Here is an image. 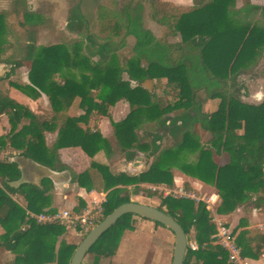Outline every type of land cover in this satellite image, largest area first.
I'll use <instances>...</instances> for the list:
<instances>
[{
  "label": "trees",
  "instance_id": "trees-1",
  "mask_svg": "<svg viewBox=\"0 0 264 264\" xmlns=\"http://www.w3.org/2000/svg\"><path fill=\"white\" fill-rule=\"evenodd\" d=\"M192 3L179 6L166 0H129L110 24L114 35L103 38L93 31L91 19L81 8L83 0H79L71 8L67 24L70 33L83 39L69 41L74 48L72 57L65 45L39 46V36L45 30L64 43L65 36H57L50 21L41 20L28 0H13L10 8L0 11V64L11 68L8 80L26 63H31L32 86L11 85L23 93L31 90L36 99L43 93L49 99L51 111L36 115L12 99L9 92L0 89V116L7 115L10 119L11 144L18 147V143L25 142L22 155L48 166L51 164L36 149L45 132H59L48 157L57 161H60L59 150L64 148H81L90 157L110 150L131 159L137 150L150 148V156L156 159L139 177L114 175L107 165L95 162L84 173L74 174L73 181L97 191L103 189V180L115 185L149 183L173 187L171 170L178 168L217 188L222 198L220 214H231L239 205L264 210V101L260 105L248 104L235 95L244 87L239 80L242 72L253 67L264 52V21L252 19L255 14L264 17V4L255 5L251 0H192ZM145 9L152 22L162 28L164 39H158L144 27ZM108 29L109 26L104 27V31ZM10 36L14 41L7 44ZM130 37L137 44L136 52L123 66H115L118 53ZM70 64L80 71V81L52 80L61 65ZM124 73L137 84L134 88L131 82L123 81ZM153 81L157 82L160 94L151 93L145 87V83ZM214 100L220 103L210 113L206 110L207 103ZM120 101L129 104L130 113L126 119L113 122L116 137L113 144L103 137L99 124L103 117L111 116L110 109ZM71 110L83 113L69 115ZM171 113L174 116L166 118ZM143 116L154 122L159 131L168 130L173 137L182 133L183 141L157 155L161 135L145 129L143 139L137 134L143 128L140 123ZM25 120L28 125L16 132ZM169 120L171 125L167 126ZM195 124L208 134L204 144L203 138L193 130ZM3 141L0 138V147ZM186 151H199L200 159L196 163L182 162V153ZM223 151L230 155L227 165L209 164L210 155H221ZM66 169L62 165V170ZM20 179L17 165L0 160L3 185L0 187V225L5 230L0 238V250L16 255L7 264H71L78 245L63 241L55 251L58 237L68 228L61 224L39 225L29 218L28 211L40 214L43 208L37 197L30 196L27 186L22 184L14 189L10 185ZM185 186L191 189L188 184ZM32 191L43 194L35 188ZM15 195L26 198V208L12 198ZM130 199L129 192L122 189L111 191L100 221ZM83 208L82 203L77 211ZM156 208L183 227L188 243L199 245L198 250L187 247L184 264H233L228 252L213 242L215 225L205 205L188 199L161 197ZM134 217L133 214L123 216L109 230L113 231L112 242L96 250L100 239L90 252L97 259L114 256L123 234L135 229ZM27 224L29 229L23 230ZM235 233L245 258L259 260L264 255L263 233L244 231L238 237Z\"/></svg>",
  "mask_w": 264,
  "mask_h": 264
},
{
  "label": "crops",
  "instance_id": "crops-1",
  "mask_svg": "<svg viewBox=\"0 0 264 264\" xmlns=\"http://www.w3.org/2000/svg\"><path fill=\"white\" fill-rule=\"evenodd\" d=\"M171 1H173L174 4L179 6L192 5L189 4L191 0L188 1L171 0ZM30 70H31V63H26L22 68L18 69L10 79L6 80L7 76L11 72V68L6 64H0V89H2L5 92H9V95L12 99L28 107L36 115L42 116L44 110L51 111V105L48 97L42 93V96L36 99L34 97L35 95L34 92H32L31 90L26 93H23L22 91L18 90L17 88L11 85V83H17L22 86H32L29 80ZM159 93H161V91H159ZM115 106L116 109L120 108L119 112L121 111L126 112V116L123 119L116 121L117 123L127 118V116L130 113V106L126 102L125 104L122 102L117 103ZM115 106L113 107L114 109ZM72 111L73 110L69 111L68 114L75 115L72 114ZM78 112H80V113H76L78 115L83 113V111H78ZM174 114L173 113L168 114L166 115V118L173 117ZM104 118L106 117H103L101 119V123L99 124V129L103 130V131L100 130L103 137L107 138L108 140H110L111 143H113V141H111L112 140L111 137H108L109 136L107 132L108 128L105 126L107 124ZM27 125H28V121L25 120L23 125L17 127L16 132H18L21 129V127ZM142 127H143L142 129L137 131V134L138 136H140V138L143 139L145 130L143 125ZM12 133H13L12 125L10 123L9 117L7 115L0 116V138H4V141L2 142V146L0 147V160L8 164L17 165V168L21 172L20 181L12 183L10 185L14 189H17L22 184L27 186L26 189L29 192L30 196L37 197L36 200L39 202V205L43 208L42 213L40 214H55L57 212H62V211H73L75 213H82L88 210L89 208H91L92 206H94L95 203H100L104 205L108 199L109 193L115 189H122L126 192H129L131 196L130 202H137L140 204L156 207L160 203L159 198L161 197L165 198V197L162 196L159 192L153 191L151 187H167L171 189L181 188V187L186 188L185 186L186 184H188L189 187H191V189L188 188L186 189L195 192L200 196H209L213 194L217 195L218 196L217 209H219V207L222 204L221 195L214 185L206 184L202 181H199L197 179L188 176L187 174L185 175V173L180 171V169L178 168H173L171 170L175 182V186L173 187L166 184L154 185L149 183L125 186L123 184L115 185L114 183H110V181L108 182V184H106L104 182L105 180H103V186H104L103 189L101 191H97L95 189H89L88 187H81L77 183H74L73 181L74 174L84 173L95 162H99L107 165L111 171L110 173H113L114 175H125L129 178L139 177L150 169L152 163L156 159L155 157L150 156V152H151L150 148H147L146 151L137 150L135 152V157L132 159L126 157V155L123 154L122 156H124V158L122 157L123 160L121 162L122 167L118 170L113 168L112 165H110L112 159L110 151L106 152V154H102L101 152H99L95 157H90L86 155L81 148H64L59 150L60 161H57L54 158H48V157L50 156V152H52L53 148H55V145L58 140L59 132L58 131L54 133L45 132L44 137L40 141L39 147L36 149L39 152H41V158L47 161L49 164H51L50 166H48L41 164L35 161L34 159L23 156L22 152L25 151V142H23L22 144L18 143L17 144L18 147L13 146L10 140ZM151 133L157 134L158 132L152 131ZM200 137L202 138V136ZM165 142H168V138L166 137L164 139L162 138L161 141L157 142V145L160 147L157 155H159L160 152L162 153L164 152L162 145L165 144ZM171 142H172V146H170L171 147L170 149L174 148L177 145L175 142L173 141ZM203 142L204 140L202 141V143ZM47 154L49 155L47 156ZM114 154H120V153H114ZM213 158H214V163L217 164L214 156ZM228 163L229 162H227V164ZM227 164H221V165L217 164V165L225 166ZM62 165H65L67 169L62 170ZM182 183L183 185H181ZM0 187H3L1 181H0ZM33 188H35L37 191L38 190L41 191L43 194L40 195L37 192L36 193L33 192L32 191ZM137 189H138V193H135ZM123 195L124 194L122 193L121 196ZM150 195L153 196L150 197ZM12 198L22 207L26 208L27 200L23 195L21 196L15 195ZM82 203L84 205V208L82 211L78 212L77 210ZM219 216L224 220V222L231 228V230L234 233L237 232L235 233L236 237H238L244 231H255L264 234V210L262 208L258 209V208L247 207L245 205H239L233 213L228 215L219 214ZM139 219L145 224L144 226L145 228L151 230L150 234H156L158 232L162 233V236L165 238V241L163 242V245L160 247L161 250L160 258L162 259L160 264H172L176 238L174 233L165 226H158L150 220H146L137 216L134 219L135 229L133 231H126L123 234L120 242L123 240L124 237H126V235L129 232L135 233L138 231L137 223L138 221H140ZM27 229H29L28 224L23 226V230H27ZM68 230H73V229H68ZM4 234H5V230L2 227L0 229V238ZM63 236L64 235L58 237L55 251L59 250L60 245L64 240ZM68 244H75L79 246V244L76 242L68 243ZM15 258L16 255L14 253L4 249L0 250V264H7L8 262L13 261ZM147 258L145 263L143 262V258L137 259L139 260V262L137 260H133L132 262L133 264H147L148 261ZM48 264H56V263H48ZM247 264H264V255L259 260H253L247 258Z\"/></svg>",
  "mask_w": 264,
  "mask_h": 264
},
{
  "label": "rangeland",
  "instance_id": "rangeland-1",
  "mask_svg": "<svg viewBox=\"0 0 264 264\" xmlns=\"http://www.w3.org/2000/svg\"><path fill=\"white\" fill-rule=\"evenodd\" d=\"M12 1L13 0H0V11L10 8L12 5ZM28 1L33 12L39 14L41 20L50 21L51 25L54 26L55 33L57 34V36L59 35L65 36V43H64L59 38L50 35V30H45L39 36V41H38L39 46L65 45L63 47H66V49L70 52L71 56L74 57V48L72 47L73 44L70 43L69 41H73V40L82 41L83 39L81 38V36L77 34L70 33L67 30V24H68L69 13L71 8L75 4H78L79 0H28ZM128 1L129 0H83V4L81 8L91 19L90 22L93 31L95 33L97 32L98 35L104 38L107 36L114 35L113 29L110 27V24L116 20V15L118 14V12L121 11V9ZM166 1L173 2L171 0H166ZM251 1L253 4L259 6H262L264 4V0H251ZM189 4L190 5L193 4L192 0L190 1ZM238 4L241 5V1H239ZM252 19L253 22L264 21V17L260 14H255L254 17H252ZM143 25L146 29L151 30L158 39H164L162 28L159 27L154 22H152V20L148 17V9H145V11H143ZM106 26H109V29L107 30L108 32L104 31V27ZM13 41L14 38L10 36L8 37L7 44H11ZM136 49H137V44L134 38L132 37L128 38L126 42V46L122 51L118 53V62L116 63L115 66L118 67L123 66L125 64V60L131 59L133 57L134 53L136 52ZM9 52L10 51H8L5 54V56H7ZM65 78L73 81L81 80L80 71L78 70L76 65L73 64L61 65L59 67V70L52 76V80L56 82H61ZM239 80L244 85V87L243 89H241V92L236 91L235 95L248 104H255V105L261 104L262 101L264 100V52L253 67L242 72ZM164 83L165 80H163V84ZM156 84L157 82L153 81L149 85H146L145 87L149 89L151 93L157 94L159 93V91L156 89ZM134 86H136V83ZM120 102L125 104L124 101H120ZM219 103H220L219 100H214L212 102L207 103L208 107L206 108V110L210 113H213L218 108ZM119 109L120 108L116 109V106L115 109L111 108L109 112L110 115L111 114L113 115H111L109 118L108 117L104 118L107 124L105 126L108 128L107 129V132L109 134L108 137H111L112 139L111 141H113V144L116 143V137L114 135V131H112L113 122L121 120L126 116V112H122V111L119 112L120 111ZM76 113H80V112L75 110L72 111V114H76ZM140 123L144 126L145 130L148 129L149 132L153 131V132H158V134H160L158 126L154 122H150V120L146 116L142 117ZM100 130L103 131L102 129ZM240 133H242V131H240ZM201 136L203 138L202 141L203 140L206 141L208 139L207 133H204ZM165 137L167 138V136ZM240 142L244 143L242 141ZM170 146H172V142L168 138V142H165V144L162 145L163 151L167 149L169 150L171 148ZM101 153L106 154L104 150H102ZM85 154L88 155L87 153ZM110 154L112 157L110 165H112L113 168L117 170L120 169L122 167L121 162L124 158V156H122L123 154H114V152L112 151H110ZM213 156L215 157L216 163L219 165L227 164V162L230 161L229 153L223 151L221 155H217V154H213L212 156L210 155V158L207 160L209 164L214 163ZM181 159L182 162L184 163H196L200 159L199 151L196 152L186 151L182 153ZM181 185H183V183ZM217 210L219 211V209ZM136 217H134V219ZM144 226L145 224L141 220L138 221L137 223L138 231L135 233L133 232L134 234L132 232H129L126 235V237L123 238V240L118 245L114 256L101 257L97 259L95 253L89 252L85 257L83 264H133L132 261L137 260L139 258L140 259L143 258V262L145 263L147 257H148L147 264H160L162 260L160 258V254H161L160 247L163 245L165 238L162 236V233L160 232L156 234H150L151 230L145 228ZM1 228L2 227L0 225V229ZM87 234H83L81 230L67 229L66 233L63 236L64 239L63 241H65L67 244L75 243V242L80 244L82 242V239ZM113 238H114L113 231L106 232L102 236V238H100L102 239L100 243L96 245L95 247L96 250L102 248L104 249V247L108 242H112ZM137 261L139 262V260Z\"/></svg>",
  "mask_w": 264,
  "mask_h": 264
},
{
  "label": "built area",
  "instance_id": "built-area-1",
  "mask_svg": "<svg viewBox=\"0 0 264 264\" xmlns=\"http://www.w3.org/2000/svg\"><path fill=\"white\" fill-rule=\"evenodd\" d=\"M151 189L155 192H159L165 198L188 199L194 201L198 205H205L215 225V233L213 235L214 244L222 247L228 252L231 263L247 264V258L243 256L241 248L236 243L233 231L219 216L220 213L217 210V195L199 196L195 192L184 187L174 189L167 187H151ZM103 211V205L95 203L94 206L82 213H75L73 211H62L55 214H35L29 211L27 213L29 218L39 225L61 224L68 229L81 230L83 234H87L100 223L103 217ZM188 247L192 250L199 249V245L196 242H189Z\"/></svg>",
  "mask_w": 264,
  "mask_h": 264
},
{
  "label": "water",
  "instance_id": "water-1",
  "mask_svg": "<svg viewBox=\"0 0 264 264\" xmlns=\"http://www.w3.org/2000/svg\"><path fill=\"white\" fill-rule=\"evenodd\" d=\"M123 81L131 82L132 87H135L127 73L123 74ZM128 214L158 222L169 228L176 238L172 264H184L188 239L183 227L172 216L162 212L158 208L137 202L122 204L99 223L96 228L90 231L76 249L71 264H83L86 255L91 251L99 239L112 229L123 216Z\"/></svg>",
  "mask_w": 264,
  "mask_h": 264
},
{
  "label": "flooded vegetation",
  "instance_id": "flooded-vegetation-1",
  "mask_svg": "<svg viewBox=\"0 0 264 264\" xmlns=\"http://www.w3.org/2000/svg\"><path fill=\"white\" fill-rule=\"evenodd\" d=\"M149 85L148 82L145 83V86ZM158 91H160L158 88H156ZM264 101V100H263ZM262 101V102H263ZM171 125V120H169L167 122V126ZM199 136L204 134V130L201 128V126L199 124H195L194 125V129H193ZM160 135L162 136V138L164 139L165 136H167V138H169L171 141L175 142L176 144L180 143L183 141V134L180 133L178 135H176L175 137H173V135H171V133L167 130V131H162L160 130Z\"/></svg>",
  "mask_w": 264,
  "mask_h": 264
}]
</instances>
